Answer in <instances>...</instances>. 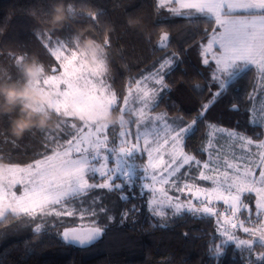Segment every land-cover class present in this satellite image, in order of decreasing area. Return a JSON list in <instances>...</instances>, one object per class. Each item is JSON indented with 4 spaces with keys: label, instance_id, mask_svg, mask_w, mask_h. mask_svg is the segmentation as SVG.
I'll return each instance as SVG.
<instances>
[{
    "label": "trees",
    "instance_id": "trees-1",
    "mask_svg": "<svg viewBox=\"0 0 264 264\" xmlns=\"http://www.w3.org/2000/svg\"><path fill=\"white\" fill-rule=\"evenodd\" d=\"M50 2L0 0V75L16 79L18 73L10 56L23 53L38 56L47 75H52L50 68L58 67L59 61L46 51L48 39L68 40L71 48L64 54L79 53L72 37L77 31L86 29L87 35L101 42L108 41L104 43L107 70L102 79L118 93L117 104L111 111L128 121V126L122 127L117 122L109 124L105 134L111 140L114 131L115 147L119 148L122 145L119 133L126 129L128 141H138L140 151L128 161L135 164L130 169L131 177L118 175L109 181L111 190L92 189L82 198L68 202L71 203L69 209L76 211L78 208L86 215L82 224L40 226L39 232L32 231L9 241L0 247V264H264V260L256 259L264 253V244L252 233H244L238 225L234 229L223 228L225 224L216 213L189 211V208L200 209L199 202L195 201L197 206L192 204L176 214L172 211L162 215L152 213L146 206L145 194H140L143 184L150 179L144 164L146 153L141 152L144 147L140 148L137 137L146 127L139 113H135L136 107L134 111L121 112L124 97L137 80L171 61V64L165 63L161 73L165 76L167 90L151 103L149 110L143 108L145 116L153 119L151 123L157 115L162 116L172 123L175 131L192 125L181 147L185 154L199 162L208 160V154L219 153L223 146L229 151L221 154V159L227 156L236 159V144L249 139L258 142L264 135V72L249 65L240 71L216 72L219 79H214L215 64L211 61L207 66L202 62V46L212 33L214 20L209 22L194 12L191 13L193 19L176 17L172 9L179 6L174 0H65L74 16L63 28L49 31L46 20ZM182 12L189 14L190 10ZM130 20L138 23L132 24ZM220 83L225 85L223 90L218 87ZM217 93L221 94L217 96ZM11 118L12 114L0 113V166L32 164L42 159L45 146H54L48 144L49 138L59 137L61 144L72 138L65 135L60 125L58 128H33L17 138L9 128ZM222 129L238 133L230 147L227 143L229 133ZM67 131L75 135L70 124ZM253 143L246 152L255 160L257 151ZM86 178L95 184H103L106 180L96 174ZM115 183L122 184L123 190L113 186ZM125 195L127 199L121 200ZM242 199L247 207L231 219L236 224L243 222L244 227L257 228L264 215L256 208V194L245 193ZM83 203L87 205L82 206ZM223 213L230 216L231 207ZM24 216L5 213L0 217V230ZM125 219H130L131 223L123 222ZM77 228L100 229V235L91 242L85 239L83 244L76 243L70 233ZM225 230L232 231L239 239H255V243L237 247V241L227 240ZM66 231L69 233L67 240L64 238ZM217 246L221 248L218 256L215 254Z\"/></svg>",
    "mask_w": 264,
    "mask_h": 264
},
{
    "label": "snow or ice",
    "instance_id": "snow-or-ice-1",
    "mask_svg": "<svg viewBox=\"0 0 264 264\" xmlns=\"http://www.w3.org/2000/svg\"><path fill=\"white\" fill-rule=\"evenodd\" d=\"M174 2L179 5L178 8L172 9L176 17L185 20L193 19L191 13L194 12L196 16L209 22L214 20L215 26L212 29L211 37L202 52V55L205 56L210 54L211 60L215 61L214 79H219L216 72L229 71L230 69L240 71L249 65L257 66L264 72V0H174ZM182 10H190V13L184 14ZM43 35L41 33V36ZM104 43L107 44L108 41ZM53 44L55 47H52ZM45 47L46 51L59 61V65L58 67L52 66L50 71L53 74L37 81V85L48 94L50 109L57 115L63 114L64 119L59 121V125L63 126L65 135H71L72 138L64 144L59 142V137L49 138L48 144L54 146H45V153L41 154L42 159H37L32 164L23 167H0V217H3L6 212L16 215L23 214L29 218L37 215L50 216L54 214L60 216L61 213L56 211L53 206H61L67 202L75 201L78 197L82 198L92 189L108 188L111 190L108 181L112 180L113 176H109L103 184H95L90 183L89 179L86 178L89 174L99 173L101 178L108 172L118 173L122 178L133 175L130 169L135 167V164L134 162L130 164L128 161L137 152L138 144L130 143L127 147H115V132H112V139L110 140L109 135L105 134L110 125L98 122L99 117L111 110L118 101V93L113 91L112 86L106 84L105 80L101 78L106 71L103 61L98 60L93 65H89L85 53L71 51L70 55H65V51H69L71 45L68 40L60 38H49ZM15 57L12 55L10 59H15ZM211 60L205 58L202 62L204 65L210 66ZM165 63L170 64L171 61ZM164 66L161 64L160 69H163ZM160 69L142 79H152L154 76H159L158 79H155V84L160 85L163 90H167V85L164 84L165 76L159 75ZM57 72L59 75L55 74ZM136 83L139 85L141 81ZM218 87L223 90L225 85L220 83ZM137 91L142 92L141 103L147 105L153 99L148 90L138 87ZM220 94L217 93V96ZM124 102L125 104L128 103L127 96L124 97ZM139 115L144 121L143 126L148 127L152 118L146 117L143 111ZM159 119V117L156 118L157 122ZM72 121H79L80 124ZM117 123L121 127L126 123L123 115ZM137 123H141V121H137ZM69 124L75 130V135L67 131ZM164 127L170 126L165 124ZM190 128L193 126L180 128L171 137L174 143L168 153L171 157L170 164L163 158L162 145L158 144L156 148L147 150L149 168L159 169L161 166H165L163 169L165 177L160 178L159 182L163 184L171 182L177 186L179 191H183V189L178 187L179 178L176 174L195 159L185 155L180 147L185 138V133H188ZM172 130L175 131V129ZM119 135L127 137L129 133L121 131ZM137 135L139 136V132ZM229 135L235 136L238 133H229ZM241 139L244 137L241 136ZM144 142L148 144L147 140ZM121 143L124 144L127 141H121ZM164 143L167 144L169 141L165 140ZM247 143L251 144L252 141L249 139ZM110 144L113 146L109 147ZM259 147L264 148V141L260 142ZM108 153L115 157L113 168L108 167ZM98 162L99 167L96 166ZM195 163L199 166V161H195ZM211 163V160L207 161L204 164V169L211 171L209 168ZM251 163L257 164L258 167L249 166L242 172L237 169L236 175H229L228 172H224L221 174L222 179L206 175L204 171H201L200 179L212 181L215 187L196 188L195 194L197 196L203 195L209 202L217 200L229 204L231 212L235 216L236 213L247 207L242 196L245 193L250 195L252 192H256L258 195L256 208L258 211H264V187H257V184L264 185V152L260 153L258 161ZM227 167L233 169L236 168V165L228 164ZM126 169L129 170L126 171ZM257 170L259 171L258 177L254 174ZM151 179L154 182L157 181V175L154 173ZM16 186L23 188L20 195H17L13 190ZM115 187L123 190L122 184L115 185ZM186 187L189 191L193 188L192 185H186ZM153 191H157V189L154 188ZM158 191L163 192V189ZM164 196L171 202V197H167L166 193ZM120 199L126 200L127 196H121ZM4 201L8 202L4 203ZM150 203L159 202L153 200ZM174 207L177 213L181 211L180 204H175ZM193 210L201 211L199 208H189V211ZM101 211L104 210L101 209ZM202 211L212 213L214 209L205 206ZM64 215H72V213L66 212ZM225 221L230 223L233 228L237 227V224L233 223L231 219L226 217ZM239 227L244 233H252L254 238L264 244V226L248 228L243 226V222H240ZM35 230L39 232L40 226L37 225ZM99 235L100 229H95L89 232L86 238L79 236H75V238L83 244L85 239L91 242ZM224 235L228 241H237V247L252 246L255 243V239H239L229 234L227 230L224 231ZM68 236L69 233L66 231L65 240L68 239ZM220 253L221 248L217 246L215 254L218 256ZM256 259L264 260V253Z\"/></svg>",
    "mask_w": 264,
    "mask_h": 264
},
{
    "label": "rangeland",
    "instance_id": "rangeland-1",
    "mask_svg": "<svg viewBox=\"0 0 264 264\" xmlns=\"http://www.w3.org/2000/svg\"><path fill=\"white\" fill-rule=\"evenodd\" d=\"M211 34L209 35L207 41L205 42V44H204L205 46H207L208 41L211 37ZM163 60L166 61L167 59H163ZM87 63L89 65H93L95 62L87 59ZM164 65H166V64L164 63ZM146 70H149V68H147ZM164 70H165V66L163 69H160L159 75L163 76L161 73H163ZM145 72L148 73L149 71H145ZM56 75H59V72ZM148 76H149V74H145V75L141 76L137 80V81H141V83L139 85H137V83H136L133 87H131V91H129L128 94L126 95L128 97V103L125 104V102H123V105H122L123 110L132 111L136 107L135 113L138 114L143 110V108L149 110L148 107L151 105V103L154 104L161 97L164 90L163 89L160 90L162 87L160 85L155 84V79H158L159 76H154L152 79H142L143 77H148ZM138 87L140 89L148 90L150 92V95L153 96V99L150 100L147 105L141 103L142 92L137 91ZM153 89L155 90L154 92H153ZM52 91L54 92V90H52ZM160 114H162V112ZM154 116H156V115H154ZM157 116L160 118L158 122L156 119H154V121L152 123H150V127H146L142 132L139 131V136L137 135V137L140 139V142H141L140 148L142 145L144 147V149L143 148L141 149V150H143L142 153L143 154L146 153L145 154L146 161L144 163L145 167L149 170V173H150V175H149L150 179L147 180V183L143 184V189L140 192V194H145V196H146L145 197L146 206H148V208L151 209L152 213H154V214L162 215V214L168 213L169 211H172L176 214L177 212H176L175 207H174L175 204H180L181 210H182V209L191 207L192 204L196 205L195 204V201H196V202H199L201 212H203L202 211L203 207L210 206L214 209L213 213H216L221 218L223 223L225 224V225H223V228L227 227V226H230V228H233L230 223H226L225 218L228 217L229 219H231V218L234 219L236 215L233 216V214L231 213L230 216H228V215L225 216L223 213V211H225V209H227V208L230 209V207H229L230 205L225 204L223 201H217V200H212L209 202L203 195L197 196L195 194V189L196 188H213V187H215V185L213 184L212 181H204V180L200 179L201 171H204V173L206 175H210L213 177H220L222 179L221 174L224 172H228L229 175H236L237 169L242 172L245 168H247L249 166H251L253 168H257L258 167L257 164L251 163L254 159H251L249 157V154L246 152L247 150H249L250 144H248L247 141H244L240 145L236 144V146L238 148L236 159H232V158L228 157L227 155H226L227 156L226 158L221 159V154L227 153L229 151L228 148L224 147V146H223V148L220 149L219 153H214V154H210V155L208 154V160L199 162V166H197V164L195 163V161H198L195 158L192 163L181 168L180 172L176 174L177 177L179 178L178 187L183 189V191H179V190H177V186L171 182H169L167 184H163V183L159 182L160 178L165 177V173L163 170L165 166H161V168H159V169H151L148 167L149 157H148L147 150L149 148H156L158 144L162 145L161 152L163 154V158L169 164L171 163V157L168 154L172 148L173 143H174L171 140V137L173 135H175L176 132L179 131V130L173 131L172 130V128H173L172 123L169 122L166 118L159 116V115H157ZM141 121H143V120H141ZM165 124L169 125L170 127H168V128L164 127ZM124 125L128 126V121ZM123 131H126V129ZM127 132H129V131H127ZM223 132L229 133L227 131H223ZM235 136L229 135V138L227 141V143H229L228 147H230V145L233 144V141L236 140ZM126 140H127V143H124V144L121 143V141H126ZM145 140L148 141V144H145V142H144ZM165 140L169 141V143L165 144L164 143ZM121 141L119 143V144H122L121 147L122 146L127 147L128 143L129 144L130 143H137L138 144V141L137 142H134V140L128 141V137H125V139H124V137H122ZM261 141H264V135L260 141L254 142V143L252 142L253 144L256 145L255 150L257 151V158L254 161H258L260 159V153L264 152V148L259 147V144ZM180 147H181V145H180ZM137 151H140L139 146H138ZM102 155H104V154L102 153ZM107 155H109L108 167L113 168L115 166V162L110 163V161L111 160L115 161V157L111 153L110 154L108 153ZM185 155H187V154H185ZM154 156H155V153H154ZM187 156H189V155H187ZM156 158L158 159L159 157L157 156ZM209 160H211V162H212L209 165V168L211 169V171L204 169V164ZM181 163H182V161H181ZM228 164L236 165V168L229 169L227 167ZM5 166L23 167V166H18V165H4V166H0V167H5ZM96 166L99 167V162L97 163ZM128 170L129 169H126V171H128ZM154 173L157 175V181H155V182L151 179V177ZM95 174L100 176L99 173H95ZM254 174L258 177L259 171L257 170ZM118 175H119L118 173L113 174L112 172H108L104 177L106 178V180H108L109 176H113V179H114ZM169 180L171 181V178H169ZM109 181L111 182V180H109ZM114 185H119V183H117V184L115 183V184H113V186ZM186 185H192L193 186L192 190L189 191L188 188L186 187ZM257 187H264V185L257 184ZM154 188L157 189V191H153ZM159 189H163V192L158 191ZM13 190L16 192L17 195H20L23 191V188L20 186H16ZM233 192H235V189H233ZM165 193L167 194V197H171V202H169L167 199H165V196H164ZM253 193H255L256 198H258L257 193L256 192H253ZM225 194H227V193H225ZM200 199L202 200V202H200ZM153 200H156L159 203H150ZM7 202L8 201H4V203H7ZM109 202L110 201L108 200L107 203L109 204ZM70 205H71V203L67 202V204L65 203L64 205H61V206H53L56 208V211L61 213L60 216H56L54 214L50 215V216L37 215V216L31 217V218L24 216L21 219H18L17 221H15L14 223L10 224L7 228L1 229L0 230V247H2L5 243H7L9 241L17 240L19 238L24 237L25 235H27L28 233H30L32 231H36L35 229H36L37 225L44 226V227H54L57 225H63L64 226V225L75 224V223H77L79 225L82 224L83 223V217H85L86 215H84L80 210H78V208L76 209V211L69 209ZM85 205H87V204L86 203L82 204V206H85ZM66 212H71L72 215H64V213H66ZM263 215H264V211H263ZM123 222L130 224L131 220L125 219ZM232 222L235 223L233 220H232ZM238 223H239V221L237 222V225L239 226ZM258 226H264V216H263V222H261V224ZM229 234L232 235V231L229 232Z\"/></svg>",
    "mask_w": 264,
    "mask_h": 264
},
{
    "label": "clouds",
    "instance_id": "clouds-1",
    "mask_svg": "<svg viewBox=\"0 0 264 264\" xmlns=\"http://www.w3.org/2000/svg\"><path fill=\"white\" fill-rule=\"evenodd\" d=\"M74 13L65 0H51L46 20L49 31L63 28ZM132 24L136 20L129 21ZM86 29H81L73 34V42L86 58L96 62L102 60L107 70L106 48L104 42L86 34ZM17 70L16 79H8L0 75V113L12 114L10 131L17 138L33 128H58L63 114H55L49 106L48 94L38 85L37 81L47 76L44 63L35 54L23 53L14 59ZM121 119L119 113L106 111L99 117V123H115Z\"/></svg>",
    "mask_w": 264,
    "mask_h": 264
},
{
    "label": "water",
    "instance_id": "water-1",
    "mask_svg": "<svg viewBox=\"0 0 264 264\" xmlns=\"http://www.w3.org/2000/svg\"><path fill=\"white\" fill-rule=\"evenodd\" d=\"M91 231H88L87 229L77 228L71 232V238L74 242L79 243L80 241L75 238V236H79L81 234L89 233ZM75 234V235H73ZM80 237V236H79Z\"/></svg>",
    "mask_w": 264,
    "mask_h": 264
},
{
    "label": "crops",
    "instance_id": "crops-1",
    "mask_svg": "<svg viewBox=\"0 0 264 264\" xmlns=\"http://www.w3.org/2000/svg\"><path fill=\"white\" fill-rule=\"evenodd\" d=\"M177 5H178V4H177ZM178 6H179V5H178ZM204 44H205V43H204ZM204 47H205V45L202 46V52H203V48H204ZM205 58L211 60V55H210V54H208L207 56L203 55V59H205ZM211 61L215 64V61H214V60H211ZM215 66H216V64H215ZM251 66L255 67L257 70H260L259 67H257V66H254V65H251ZM220 72H221V71H220Z\"/></svg>",
    "mask_w": 264,
    "mask_h": 264
},
{
    "label": "flooded vegetation",
    "instance_id": "flooded-vegetation-1",
    "mask_svg": "<svg viewBox=\"0 0 264 264\" xmlns=\"http://www.w3.org/2000/svg\"><path fill=\"white\" fill-rule=\"evenodd\" d=\"M87 235H88V233H87V234H86V233H85V234H81V235H79V236H80L81 238H86ZM70 236H72L71 233H70Z\"/></svg>",
    "mask_w": 264,
    "mask_h": 264
}]
</instances>
